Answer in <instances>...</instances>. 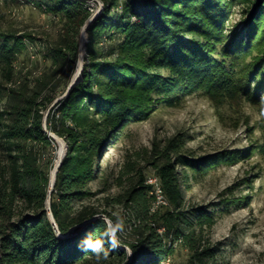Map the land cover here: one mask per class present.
<instances>
[{"label":"trees","instance_id":"obj_1","mask_svg":"<svg viewBox=\"0 0 264 264\" xmlns=\"http://www.w3.org/2000/svg\"><path fill=\"white\" fill-rule=\"evenodd\" d=\"M31 1L56 16L61 31L44 40L50 71L31 81H16L15 61L41 39L0 31V264H97L78 245L88 234L100 238L115 206L124 209V230L118 247L104 245L99 264H161L177 250L186 256L179 264H212L218 249L209 233L237 202L185 206L184 192L243 152L196 157L177 133L153 141L111 179L100 160L156 107H177L200 91L263 97L264 0H100L93 15L85 0ZM236 5L242 18L228 27ZM58 78L70 84L56 97ZM51 144L60 145L53 163L41 152ZM148 176L168 203L153 211Z\"/></svg>","mask_w":264,"mask_h":264},{"label":"rangeland","instance_id":"obj_2","mask_svg":"<svg viewBox=\"0 0 264 264\" xmlns=\"http://www.w3.org/2000/svg\"><path fill=\"white\" fill-rule=\"evenodd\" d=\"M85 1L90 15L98 11L100 0ZM241 16V8L236 5L228 27L239 24ZM60 27L56 16L31 0H0V31L31 33L41 39L18 55L16 81L24 77L31 81L35 75L50 71L45 41L55 42ZM78 43L81 44V38ZM75 74L74 67L70 78ZM56 81L57 97L70 83L65 78ZM47 114L48 109L42 111L43 126ZM177 133L186 134V148L196 157L222 150L244 153L240 159L192 181L190 189L184 192V203L202 205L224 196L237 202L230 212L218 216L209 233L211 243L218 249L212 264H264V96L250 102L240 94L226 100L200 91L186 96L177 107H156L146 120L125 127L114 145L103 153V177L111 179L124 163L138 161L153 141L163 142ZM41 152L53 163L58 160L60 145L51 144ZM116 192L117 188H113L108 194ZM105 195L100 194L98 199ZM113 213L115 217L125 214L120 206H115ZM185 257L184 251L177 250L169 259L170 264L183 263Z\"/></svg>","mask_w":264,"mask_h":264},{"label":"clouds","instance_id":"obj_3","mask_svg":"<svg viewBox=\"0 0 264 264\" xmlns=\"http://www.w3.org/2000/svg\"><path fill=\"white\" fill-rule=\"evenodd\" d=\"M124 230V220L122 217H116L110 227H106L101 233L100 238L94 239L92 234H88L78 245L81 250L92 252L96 259L97 264L102 257L106 258L107 253L104 251V245L108 244L112 248H116L120 244L119 233ZM128 255L131 256L132 252L129 249Z\"/></svg>","mask_w":264,"mask_h":264},{"label":"built area","instance_id":"obj_4","mask_svg":"<svg viewBox=\"0 0 264 264\" xmlns=\"http://www.w3.org/2000/svg\"><path fill=\"white\" fill-rule=\"evenodd\" d=\"M149 182L151 186V194L154 196V204L152 207V211L156 209L157 207L165 206L164 203H161V196L157 190V180H155V176H148ZM170 264V261L169 263Z\"/></svg>","mask_w":264,"mask_h":264},{"label":"bare ground","instance_id":"obj_5","mask_svg":"<svg viewBox=\"0 0 264 264\" xmlns=\"http://www.w3.org/2000/svg\"><path fill=\"white\" fill-rule=\"evenodd\" d=\"M155 180H157V178L155 177ZM146 182L148 183V184H150V182H149V177L147 178V180H146ZM157 190H158V192H159V194H160V196H161V203H164V205L166 206L168 203H167V201L164 199V197H163V195H162V191H161V189H160V184L158 183V180H157ZM160 232H162V229L160 230ZM169 259H166L164 262H162L161 264H168L169 263Z\"/></svg>","mask_w":264,"mask_h":264},{"label":"water","instance_id":"obj_6","mask_svg":"<svg viewBox=\"0 0 264 264\" xmlns=\"http://www.w3.org/2000/svg\"><path fill=\"white\" fill-rule=\"evenodd\" d=\"M78 48H79V50L81 49V44H79ZM43 127L45 129V126H43ZM53 172H54V170L51 173L52 174L51 178L53 177ZM49 194H50V190H49ZM49 220H50L51 224L55 227V223H54L53 219L50 217Z\"/></svg>","mask_w":264,"mask_h":264}]
</instances>
